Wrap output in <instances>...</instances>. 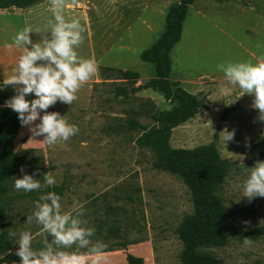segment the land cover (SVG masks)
Returning <instances> with one entry per match:
<instances>
[{
    "label": "rangeland",
    "instance_id": "1",
    "mask_svg": "<svg viewBox=\"0 0 264 264\" xmlns=\"http://www.w3.org/2000/svg\"><path fill=\"white\" fill-rule=\"evenodd\" d=\"M178 1L63 0L66 17L77 18L83 28L77 55L93 59L96 72L77 90L71 104L58 101L47 109L75 124L76 134L47 145L42 136L31 137L27 127L20 126L13 140L15 176L21 175L23 166L24 172H35L41 184L45 172L56 181L27 193L12 187L0 198L11 216L6 221L10 232L30 231L34 248L48 237L26 217L39 191H53L61 197L62 211L76 201L85 210L88 226L98 227L93 238L107 245L99 264H127V254L141 257L143 264H182L177 226L192 212L190 192L178 176L156 166L149 148L136 143L140 131L126 126L127 118L150 125L151 112L169 109L174 102L151 88L116 96L115 85L130 84L108 69L136 71L134 86L152 78L153 64L140 60L139 53L160 35L169 5ZM48 4L49 0H39L1 10L0 33H16L26 26L42 32L51 18ZM24 13L30 17L28 24ZM32 33L31 38L38 40L39 33ZM1 34L0 42H7L9 37ZM13 52L16 63L20 50L14 47ZM260 56H264V0H194L170 52L168 78L193 94L199 107L194 116L170 129L169 145L212 144L227 161V172L216 187L225 209L219 226L221 242L204 247L219 264H264V197L251 202L239 199L238 188L246 176L244 169L254 164L249 148L264 135V122L251 107V95L240 96L238 86L228 84L216 70L219 63L255 62ZM12 95L11 85L0 88V107ZM225 127L235 132L224 146L219 137ZM246 237L247 246L242 244Z\"/></svg>",
    "mask_w": 264,
    "mask_h": 264
},
{
    "label": "clouds",
    "instance_id": "2",
    "mask_svg": "<svg viewBox=\"0 0 264 264\" xmlns=\"http://www.w3.org/2000/svg\"><path fill=\"white\" fill-rule=\"evenodd\" d=\"M63 0H49L51 18L46 27H23L16 31L8 47L20 50L11 74L3 76L0 88L11 85L14 95L4 101L17 114L22 127H27L31 137H43L47 145L67 140L78 132L75 124L68 123L64 115L47 109L58 101L71 104L76 92L96 72V63L91 58H81L76 48L82 41L83 28L77 18H68L63 11ZM39 33L33 40L30 33ZM230 85L251 95V107L257 110V119L264 122V56L255 62H224L216 65ZM30 95V98H29ZM220 142L225 146L234 137L235 130L225 127L220 131ZM245 178L238 184L240 198L248 202L255 197H264V160L256 161L244 169ZM20 176H13L12 187L25 193L41 190L55 184V178L48 172L36 179L35 172L29 174L20 169ZM236 199L234 201H239ZM31 215L26 220L35 221L48 239L41 241V247L34 248L33 235L28 230L9 233L10 243L16 245L14 264H99L106 243L94 239L95 228L84 219V208L73 201L68 210L61 209V197L53 191H39L32 201ZM242 244L247 246L246 237ZM8 249L7 252H12Z\"/></svg>",
    "mask_w": 264,
    "mask_h": 264
},
{
    "label": "trees",
    "instance_id": "3",
    "mask_svg": "<svg viewBox=\"0 0 264 264\" xmlns=\"http://www.w3.org/2000/svg\"><path fill=\"white\" fill-rule=\"evenodd\" d=\"M39 0H0V8H22ZM194 0H179L169 5L165 25L160 35L149 46L142 49L139 58L154 66V75L138 85H131L138 73L131 69H113L116 77L130 84L115 85L113 94H128L151 88L160 91L174 104L169 109L155 110L150 113L152 124L139 123L134 118L126 119L128 128L138 129L140 134L136 143L147 147L153 153L155 164L162 170L178 176L190 192L192 212L186 214L177 226V234L182 242L180 259L182 264H219L216 257L204 247L218 245L221 242L220 223L225 217L221 197L216 193L218 183L227 172V161L222 159L212 144L193 148L171 147L170 129L195 115L198 111L197 98L186 91L177 81L168 78L171 68L170 52L179 41L184 19L189 5ZM17 114L7 107H0V198L12 188L17 170V155L13 140L20 127ZM250 161L264 158V135L249 148ZM11 216L0 205V264L18 262L14 254L16 245L10 243V229L7 220ZM98 233L99 229H95ZM12 252H7L8 249ZM127 264H143L141 257L126 255Z\"/></svg>",
    "mask_w": 264,
    "mask_h": 264
},
{
    "label": "crops",
    "instance_id": "4",
    "mask_svg": "<svg viewBox=\"0 0 264 264\" xmlns=\"http://www.w3.org/2000/svg\"><path fill=\"white\" fill-rule=\"evenodd\" d=\"M1 10H6V8H0V12H2ZM2 16H4V15H2ZM23 18H24V23L26 22V24H28L27 22L30 19L29 15H26V13H24ZM14 34H15V32L13 30H8L7 32L3 31V33L1 34V35H4V37H6V38L9 37V40H7V42H5L6 40H4V42H0V80L3 79V76H7V75L11 74L13 69H14V66L9 67L7 65V64H10L11 62L15 63L14 52H13L14 47H8V45L11 44V38ZM32 34L33 33L31 32L30 37L32 36ZM9 54L12 56H8ZM4 64H6V65H4Z\"/></svg>",
    "mask_w": 264,
    "mask_h": 264
}]
</instances>
